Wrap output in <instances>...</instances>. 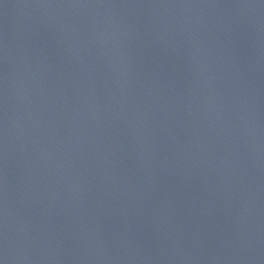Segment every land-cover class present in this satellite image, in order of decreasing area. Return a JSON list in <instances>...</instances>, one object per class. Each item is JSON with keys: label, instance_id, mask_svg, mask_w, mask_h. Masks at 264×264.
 Masks as SVG:
<instances>
[{"label": "water", "instance_id": "obj_1", "mask_svg": "<svg viewBox=\"0 0 264 264\" xmlns=\"http://www.w3.org/2000/svg\"><path fill=\"white\" fill-rule=\"evenodd\" d=\"M0 264H264V0H0Z\"/></svg>", "mask_w": 264, "mask_h": 264}]
</instances>
